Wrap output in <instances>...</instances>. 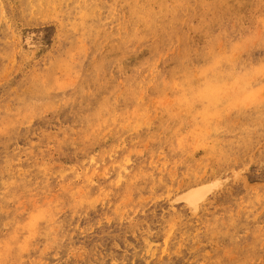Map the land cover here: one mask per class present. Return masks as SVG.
I'll use <instances>...</instances> for the list:
<instances>
[{"label":"rangeland","instance_id":"374dc122","mask_svg":"<svg viewBox=\"0 0 264 264\" xmlns=\"http://www.w3.org/2000/svg\"><path fill=\"white\" fill-rule=\"evenodd\" d=\"M0 264H264V0H0Z\"/></svg>","mask_w":264,"mask_h":264},{"label":"bare ground","instance_id":"6f19581e","mask_svg":"<svg viewBox=\"0 0 264 264\" xmlns=\"http://www.w3.org/2000/svg\"><path fill=\"white\" fill-rule=\"evenodd\" d=\"M190 189H191L190 191L187 190V191H189V193L187 192L188 195L186 198L194 206H197L199 204V202L206 197V195L208 194V191H209V189L205 186L191 187Z\"/></svg>","mask_w":264,"mask_h":264}]
</instances>
